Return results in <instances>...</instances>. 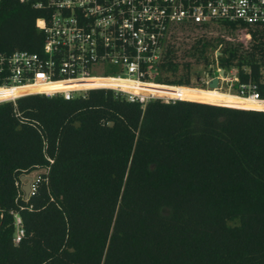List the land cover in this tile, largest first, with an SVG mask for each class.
<instances>
[{
  "label": "trees",
  "instance_id": "1",
  "mask_svg": "<svg viewBox=\"0 0 264 264\" xmlns=\"http://www.w3.org/2000/svg\"><path fill=\"white\" fill-rule=\"evenodd\" d=\"M43 14L0 0V52L39 51ZM198 64L260 80L264 26L177 27L158 80L190 86ZM180 93L191 99L94 88L0 102V264H264V110ZM36 169L24 200L17 181Z\"/></svg>",
  "mask_w": 264,
  "mask_h": 264
},
{
  "label": "built area",
  "instance_id": "2",
  "mask_svg": "<svg viewBox=\"0 0 264 264\" xmlns=\"http://www.w3.org/2000/svg\"><path fill=\"white\" fill-rule=\"evenodd\" d=\"M20 1L44 12L36 19L44 41L39 51L0 52V102L15 103L30 94L70 100L94 88L111 89L117 97L142 106L154 98L190 100L142 89L153 84L164 89L216 90L259 103L237 108L264 110V75L243 81L231 69L220 77L217 88L209 87L216 76L202 75L196 87L158 80L166 44L177 27L219 21L264 26V0ZM15 223L17 243L24 235L18 214Z\"/></svg>",
  "mask_w": 264,
  "mask_h": 264
},
{
  "label": "bare ground",
  "instance_id": "3",
  "mask_svg": "<svg viewBox=\"0 0 264 264\" xmlns=\"http://www.w3.org/2000/svg\"><path fill=\"white\" fill-rule=\"evenodd\" d=\"M144 91H153L156 94L160 95H166V96H181L184 98L181 93L180 89L177 88H169L164 89L160 85H145L142 87ZM205 91V97L202 99L204 101H208L211 103L216 104H223V105H229V106H235V107H259V103H256L254 101H248L245 99H242L240 97L229 95L220 91L216 90H201ZM228 95L229 97L226 98L225 96ZM185 99H191V98H185ZM199 100V99H196Z\"/></svg>",
  "mask_w": 264,
  "mask_h": 264
},
{
  "label": "rangeland",
  "instance_id": "4",
  "mask_svg": "<svg viewBox=\"0 0 264 264\" xmlns=\"http://www.w3.org/2000/svg\"><path fill=\"white\" fill-rule=\"evenodd\" d=\"M238 37L240 39H242L244 42H246V40H249L251 38V35L248 32H246L245 30H240L239 33H238ZM205 70H206L205 65H203V64L196 65L195 68H194V76L204 74ZM215 74L218 75L219 73L217 71H215ZM198 85H199V82L196 83V81H194V83H192L190 87H196ZM222 86H223V88H225V86H226L225 83L222 84ZM221 90L225 92V90H227V89H221ZM225 97L228 98L229 96L226 95ZM42 172H43V169H36V170H33L32 172H30L28 174H30L33 177L34 181H35L39 177L40 173H42ZM24 182L25 181L20 180V179H19V181H17V185H19V189H20L19 190V195L23 194V191L21 190L20 186Z\"/></svg>",
  "mask_w": 264,
  "mask_h": 264
},
{
  "label": "water",
  "instance_id": "5",
  "mask_svg": "<svg viewBox=\"0 0 264 264\" xmlns=\"http://www.w3.org/2000/svg\"><path fill=\"white\" fill-rule=\"evenodd\" d=\"M220 75L213 77L210 81H209V87L210 88H217L218 84H219V80L220 77L224 76V70L221 69L220 70ZM20 180L25 181L24 183L21 184V190L23 191V199L24 200H28L30 197V194L33 190V183H34V179L30 174H26V173H22L19 176Z\"/></svg>",
  "mask_w": 264,
  "mask_h": 264
}]
</instances>
